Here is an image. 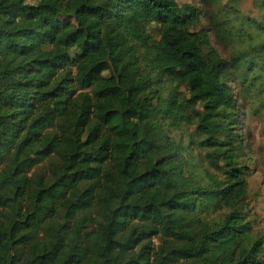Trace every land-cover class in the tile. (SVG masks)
<instances>
[{
    "label": "trees",
    "instance_id": "obj_1",
    "mask_svg": "<svg viewBox=\"0 0 264 264\" xmlns=\"http://www.w3.org/2000/svg\"><path fill=\"white\" fill-rule=\"evenodd\" d=\"M253 4L260 21L221 13L211 30L246 43L264 80ZM199 15L177 0H0V264H263L235 98Z\"/></svg>",
    "mask_w": 264,
    "mask_h": 264
},
{
    "label": "rangeland",
    "instance_id": "obj_2",
    "mask_svg": "<svg viewBox=\"0 0 264 264\" xmlns=\"http://www.w3.org/2000/svg\"><path fill=\"white\" fill-rule=\"evenodd\" d=\"M177 2L179 5L191 3L199 9L200 22L197 29L202 26L208 29L211 44L225 61L224 80L236 103L234 133L239 135L241 142L238 149V162L250 168L246 175L248 194L244 210L253 225L254 232L264 235V93H262L264 80H258L259 73L255 66L253 71L247 69L248 64L241 56L243 51L240 52L247 47V44L236 41L223 44L211 30L210 21L212 17H220L221 13L260 21L261 12L254 6L253 0H177ZM150 30V33L155 34V28ZM72 53L73 50L70 51V54ZM140 66L145 69L144 62ZM161 79L163 84L172 89L164 77ZM179 91V96H188L185 87L179 88ZM188 111L191 113L192 109L188 108ZM194 128L193 124L188 125L187 128L186 125H182L180 128L171 130L170 134L175 140L187 141V132L193 131ZM4 129L6 130L2 133ZM7 131H9L8 127L0 126L1 137L5 138ZM193 152L203 154L202 149H194ZM198 157L202 163L203 160L199 155ZM47 165V160L41 162L31 169L29 175L45 172ZM203 165L212 170L204 161ZM209 217H213V214ZM261 259L264 264V250Z\"/></svg>",
    "mask_w": 264,
    "mask_h": 264
}]
</instances>
